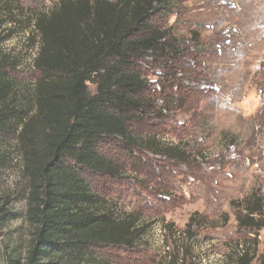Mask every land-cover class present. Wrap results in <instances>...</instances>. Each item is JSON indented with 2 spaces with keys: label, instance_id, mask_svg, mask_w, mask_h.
<instances>
[{
  "label": "trees",
  "instance_id": "16d2710c",
  "mask_svg": "<svg viewBox=\"0 0 264 264\" xmlns=\"http://www.w3.org/2000/svg\"><path fill=\"white\" fill-rule=\"evenodd\" d=\"M184 2L58 0L51 13L36 21L40 76L32 109L20 116L13 110L14 81L0 69V137L17 134L31 227L24 257L12 246L0 264H112L98 247H137L145 232L139 218L116 213L106 198L93 193L80 168L114 175L116 165L100 152L108 140L128 154L142 148L185 158L156 135L141 138L132 131L149 119L195 109L194 91L184 81L201 65L200 35L193 31L189 40L170 23L185 14ZM9 9L0 0V29L12 20L4 17ZM151 70L158 79L149 78ZM237 204L238 229L250 241L264 228V197L255 190ZM5 209L2 200L1 216L12 215ZM197 214L187 230L198 221ZM248 243H241L227 264H252L257 254Z\"/></svg>",
  "mask_w": 264,
  "mask_h": 264
},
{
  "label": "rangeland",
  "instance_id": "374dc122",
  "mask_svg": "<svg viewBox=\"0 0 264 264\" xmlns=\"http://www.w3.org/2000/svg\"><path fill=\"white\" fill-rule=\"evenodd\" d=\"M4 1L10 8L4 17L12 20L0 29V69L14 81L13 110L20 116L32 109L40 76L36 21L58 0ZM184 6L185 14L170 23L189 40L193 31L200 35L201 65L184 81L194 91L195 109L149 119L132 131L141 138L156 135L185 158L142 148L128 154L108 140L100 152L118 171L80 168L95 195L118 214L134 213L145 228L135 249L97 248L112 264H227L249 241L238 229L237 202L255 190L264 197V0H185ZM156 75L151 70L149 78ZM0 155V201L12 213H0V256L15 246L24 257L31 233L29 186L16 133L1 134ZM195 213L198 221L189 231ZM253 238L252 264H260L264 228Z\"/></svg>",
  "mask_w": 264,
  "mask_h": 264
}]
</instances>
